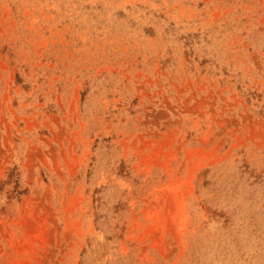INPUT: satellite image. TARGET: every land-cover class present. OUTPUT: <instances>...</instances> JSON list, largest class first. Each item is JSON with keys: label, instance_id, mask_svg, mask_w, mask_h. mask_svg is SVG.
<instances>
[{"label": "rangeland", "instance_id": "obj_1", "mask_svg": "<svg viewBox=\"0 0 264 264\" xmlns=\"http://www.w3.org/2000/svg\"><path fill=\"white\" fill-rule=\"evenodd\" d=\"M0 264H264V0H0Z\"/></svg>", "mask_w": 264, "mask_h": 264}]
</instances>
